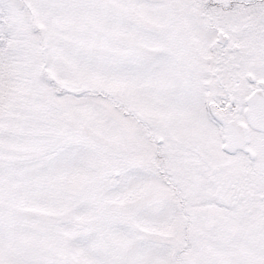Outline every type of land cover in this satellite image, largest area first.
<instances>
[{
  "label": "rangeland",
  "instance_id": "rangeland-1",
  "mask_svg": "<svg viewBox=\"0 0 264 264\" xmlns=\"http://www.w3.org/2000/svg\"><path fill=\"white\" fill-rule=\"evenodd\" d=\"M247 70L264 0H0V264H264L263 181L172 103L242 101ZM206 160L255 195L215 200Z\"/></svg>",
  "mask_w": 264,
  "mask_h": 264
},
{
  "label": "flooded vegetation",
  "instance_id": "flooded-vegetation-1",
  "mask_svg": "<svg viewBox=\"0 0 264 264\" xmlns=\"http://www.w3.org/2000/svg\"><path fill=\"white\" fill-rule=\"evenodd\" d=\"M221 30H217L219 32ZM216 32V33H217ZM221 48H227L226 50H223L225 54H222L224 57L221 58V60L225 63L228 62L227 70L229 71L231 67H236V62H234L230 56L231 53H234L237 51L238 46L232 45L227 46L224 44L220 45ZM230 47V48H228ZM233 50H230L232 49ZM218 64L216 65L217 68ZM255 73H253L250 70L246 71V78L250 83L255 84L253 87H250V89L245 92L241 98L242 101L239 100V98H233L231 95L232 91H225V94L223 97L219 99L220 102L216 105V107H208L206 104V98L203 96V94H200L199 97H187L186 95L182 96L178 100L172 98V103L174 105V112L178 117H180V121L178 124H181L185 120V122L188 123V120H190L189 114L194 111L196 115H194L195 125L198 127L199 124L203 127L204 125H207L208 122L214 127L219 125L221 127V131H223V139H224V133L225 129L227 127H233L234 130H243L245 137H246V146L249 150H243L240 146H232L229 148V150L224 149L221 143L219 144L218 150L225 155V157L230 158L231 156L237 155L242 158H247L249 161V168L246 169L247 172H249V181L250 183H255L257 180H262L264 183V172L261 170L262 164H263V156L260 161H258V147L260 148L262 144L258 145V142L255 141L259 136L264 135V131L253 129L249 126V124L246 121V118L244 117V108H245V97L248 93H250L253 90L260 89L261 93L264 96V88L261 87V81H264V77L262 76H254ZM231 75V74H230ZM228 75V77H230ZM249 75L252 77L250 79ZM225 87L223 86V90ZM231 89H233L231 87ZM239 100V101H238ZM241 102V103H239ZM194 104L193 109L192 106ZM189 117V118H188ZM256 120V118L254 119ZM174 125L175 123L172 122ZM238 130V131H240ZM254 132V138H250L248 136V132ZM252 153L251 155L249 153ZM239 154V155H238ZM205 158V157H204ZM206 159V158H205ZM223 159V158H221ZM207 161V160H206ZM255 161V162H253ZM208 163V175L210 176V179L214 185V191L215 194H218L219 197L215 198V200L220 201L223 200L222 203H225V198H231L230 200L231 205L234 204L233 199H242L243 198V192L242 189H247L249 192V188L247 186L246 178L243 176L242 181L240 182L236 177L231 176L230 171L223 170L225 169L226 162H220L217 164V166H214L212 163ZM251 195H255V190H250ZM259 198H262V194H258Z\"/></svg>",
  "mask_w": 264,
  "mask_h": 264
},
{
  "label": "water",
  "instance_id": "water-1",
  "mask_svg": "<svg viewBox=\"0 0 264 264\" xmlns=\"http://www.w3.org/2000/svg\"><path fill=\"white\" fill-rule=\"evenodd\" d=\"M226 39V35L221 32H217V41L223 42ZM250 79L252 77L249 75ZM261 87L264 88V81H261ZM261 90L256 89L251 91L245 97V108H244V117L246 118L247 123L250 127L256 130L264 131V96L260 94ZM256 118V120H254ZM240 130V129H238ZM236 131L233 127H227L225 129V143L223 148L229 150L232 146H240L243 150H248L246 147V138L243 130ZM252 154L251 152L249 153Z\"/></svg>",
  "mask_w": 264,
  "mask_h": 264
}]
</instances>
